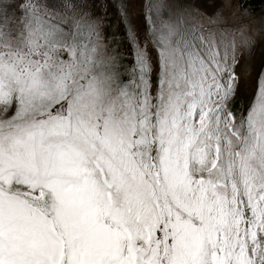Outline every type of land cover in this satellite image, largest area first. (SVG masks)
Instances as JSON below:
<instances>
[{
    "label": "snow or ice",
    "instance_id": "snow-or-ice-1",
    "mask_svg": "<svg viewBox=\"0 0 264 264\" xmlns=\"http://www.w3.org/2000/svg\"><path fill=\"white\" fill-rule=\"evenodd\" d=\"M196 2L0 0V264H264V30Z\"/></svg>",
    "mask_w": 264,
    "mask_h": 264
},
{
    "label": "rangeland",
    "instance_id": "rangeland-1",
    "mask_svg": "<svg viewBox=\"0 0 264 264\" xmlns=\"http://www.w3.org/2000/svg\"><path fill=\"white\" fill-rule=\"evenodd\" d=\"M246 0H233V8H238V6ZM249 5V4H247ZM196 6L200 8L201 11H204L208 14H211L216 8L223 7L221 3L212 4L210 0H197ZM129 12L132 18L133 24L137 27V30L141 36L144 34V21L140 10L139 3H133L129 6ZM108 19L110 23L114 26L112 29L117 36L121 38L123 42V37L125 29L122 25L119 24V15L115 2H110L107 6ZM240 15V13H238ZM252 22V27L258 30H264V6L253 10L248 9L244 5V22ZM264 47V34L259 38V43L256 48L253 50L251 57V68L253 70V76L255 75V70H258L261 66V63L264 62V56L261 55V49ZM255 81L251 77L248 80L246 97L250 96L252 91H254ZM238 106V105H237Z\"/></svg>",
    "mask_w": 264,
    "mask_h": 264
},
{
    "label": "trees",
    "instance_id": "trees-1",
    "mask_svg": "<svg viewBox=\"0 0 264 264\" xmlns=\"http://www.w3.org/2000/svg\"><path fill=\"white\" fill-rule=\"evenodd\" d=\"M247 4H249V5H247ZM244 5L248 9L256 10V9H259V8L264 6V0H246L244 2Z\"/></svg>",
    "mask_w": 264,
    "mask_h": 264
}]
</instances>
